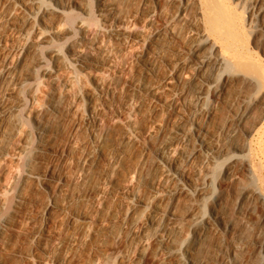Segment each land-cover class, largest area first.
Masks as SVG:
<instances>
[{
  "label": "rangeland",
  "instance_id": "374dc122",
  "mask_svg": "<svg viewBox=\"0 0 264 264\" xmlns=\"http://www.w3.org/2000/svg\"><path fill=\"white\" fill-rule=\"evenodd\" d=\"M215 2L0 0V264H264V0Z\"/></svg>",
  "mask_w": 264,
  "mask_h": 264
},
{
  "label": "bare ground",
  "instance_id": "6f19581e",
  "mask_svg": "<svg viewBox=\"0 0 264 264\" xmlns=\"http://www.w3.org/2000/svg\"><path fill=\"white\" fill-rule=\"evenodd\" d=\"M205 4H206L205 5L206 8H205V11H203V14L204 12L206 13V17H205L206 23L208 26H210L211 29L209 30H211L213 33H215L216 35L217 34L224 35L226 33L223 30L224 28L225 30H229L231 32L232 31L231 28L235 29L236 27H239L237 24L239 20H237L231 13L228 12L229 9L226 10V8L224 7L226 10L225 12H228L230 14V15L228 14L229 15L228 18L227 17L224 18L221 14L222 7L218 3H216L215 0H205ZM225 12H224V15L226 16L227 13ZM255 73L259 74V72H257L256 70H255ZM263 78H264V73H263Z\"/></svg>",
  "mask_w": 264,
  "mask_h": 264
}]
</instances>
